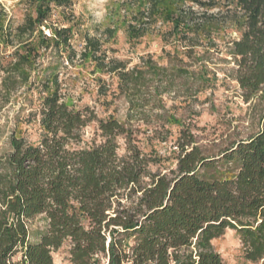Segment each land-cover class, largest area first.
<instances>
[{"label": "trees", "instance_id": "trees-1", "mask_svg": "<svg viewBox=\"0 0 264 264\" xmlns=\"http://www.w3.org/2000/svg\"><path fill=\"white\" fill-rule=\"evenodd\" d=\"M146 1L157 7L158 0ZM193 1L199 8L218 6ZM226 1L224 10L204 12L196 23L199 29L223 23L240 33L230 54L234 78L249 102L264 88V0ZM30 4L34 13L13 30L0 6V44L21 40L13 60L0 68L8 92L34 83L37 35L71 48L70 27L49 26L51 37L42 27L73 0ZM95 45L89 40L87 48ZM46 81L40 137L33 142L13 133L10 149L0 153V264H14L19 252L24 264H54V252L66 241L72 264H225L213 240L227 229L238 233L247 260L264 264V115L256 134L221 155L207 156L189 140L179 146L176 168L153 170L162 165L161 157L134 143L127 121L98 119L88 108L68 104L55 73ZM93 121L104 140L81 146ZM120 138L126 143L123 155ZM221 161L236 169L220 170ZM40 215L47 226L31 242L30 222Z\"/></svg>", "mask_w": 264, "mask_h": 264}, {"label": "rangeland", "instance_id": "rangeland-1", "mask_svg": "<svg viewBox=\"0 0 264 264\" xmlns=\"http://www.w3.org/2000/svg\"><path fill=\"white\" fill-rule=\"evenodd\" d=\"M202 1L218 6L199 8L193 0H158L156 8L146 0H73L71 8L56 9L47 27H70L71 48H58L37 35L34 83L10 92L3 88L0 69V153L10 149L13 133L33 142L40 137L39 108L47 88L43 82L50 73L57 75L59 93L68 104L88 108L98 119L127 121L134 143L161 157L162 165L153 170L176 168L179 146L189 140L205 155L218 156L256 134L264 115V88L244 100L230 54L240 33L223 23L202 29L196 23L204 12L217 15L227 1ZM30 5V0H0L12 30L34 13ZM177 19L187 25H177ZM47 27L42 30L51 37ZM89 40L96 47L87 48ZM14 41L15 46L21 40ZM14 46L0 44V68L13 60ZM83 138L81 146L86 147L104 140L97 121L84 129ZM119 144L123 155L125 140L120 138ZM218 165L220 170L236 169L225 161ZM46 226L44 215L35 217L29 240L37 241ZM213 246L225 264H262L245 258L233 229L214 239ZM70 247L66 241L54 252V264H72ZM12 261L24 264L21 252Z\"/></svg>", "mask_w": 264, "mask_h": 264}]
</instances>
